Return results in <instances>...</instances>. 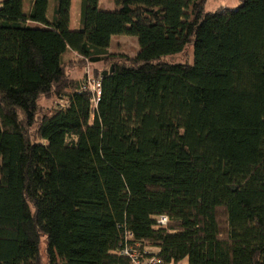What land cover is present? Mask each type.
<instances>
[{"label": "trees", "instance_id": "1", "mask_svg": "<svg viewBox=\"0 0 264 264\" xmlns=\"http://www.w3.org/2000/svg\"><path fill=\"white\" fill-rule=\"evenodd\" d=\"M50 2L0 0V264H264V0Z\"/></svg>", "mask_w": 264, "mask_h": 264}, {"label": "rangeland", "instance_id": "2", "mask_svg": "<svg viewBox=\"0 0 264 264\" xmlns=\"http://www.w3.org/2000/svg\"><path fill=\"white\" fill-rule=\"evenodd\" d=\"M50 7H49V13L48 16L49 18L52 19L53 17V0H50ZM108 1V0H104ZM82 3L83 0H72V6H71V29L72 30H78L81 26V12H82ZM113 3V4H112ZM241 0H208V2L205 5V11L207 13H213L217 10H220L221 8H237L241 5ZM111 7L114 6L113 0L110 2ZM29 7L28 3L26 1L25 5V11L28 12ZM138 40L137 38L134 37H127V36H120V37H115L112 41V47L110 49L111 54L115 55H122V56H127L129 58L135 57L138 52ZM66 61L72 60V63L74 66L68 68V75L72 78L76 79H81L82 76L89 70L91 74L93 73L95 76L94 78L96 80L101 78V75L104 72H109L110 68L112 67L111 64H99L97 66H91L86 62H81L78 58H75L71 56V54L65 55ZM170 62L173 63H189L193 64L194 62V50L193 47L191 46L189 50H187L184 54L174 58V59H169ZM95 73L99 74V76H96ZM43 105H46V102H42ZM56 103H59L58 101ZM50 105V102L48 106ZM47 106V107H48ZM46 107V108H47ZM45 240H42L41 242V247H40V252H41V257H42V264H46V259H45ZM149 250H151L149 248Z\"/></svg>", "mask_w": 264, "mask_h": 264}, {"label": "built area", "instance_id": "3", "mask_svg": "<svg viewBox=\"0 0 264 264\" xmlns=\"http://www.w3.org/2000/svg\"><path fill=\"white\" fill-rule=\"evenodd\" d=\"M86 77V84L84 87L85 91H89L92 95L96 96V103L100 98L101 95V81L102 78L96 80L91 72L87 70L85 73ZM59 104L64 106L65 103L60 101ZM158 223L162 226H166L169 223V218L166 216H162L159 218ZM132 235L130 236V239ZM139 245L135 244L132 246H126L125 250L123 251V255L130 259L131 264H159V260L155 253L151 252L149 249H145L144 252L139 251Z\"/></svg>", "mask_w": 264, "mask_h": 264}, {"label": "crops", "instance_id": "4", "mask_svg": "<svg viewBox=\"0 0 264 264\" xmlns=\"http://www.w3.org/2000/svg\"><path fill=\"white\" fill-rule=\"evenodd\" d=\"M30 2V0H28ZM111 0H108L107 2L104 1V0H100L99 2V7L102 9V10H109V11H112L114 9V6L111 7V4H110ZM113 4V3H112ZM29 6V5H28ZM31 6V5H30ZM29 10H30V7H29ZM28 10V11H29ZM54 11V3H53V9H52V12ZM81 23V21H80ZM114 39V38H113ZM113 41V40H112ZM151 249V252L157 254L159 252L158 249H153V248H150ZM178 264H189V261L188 259H184L183 261H181L180 263Z\"/></svg>", "mask_w": 264, "mask_h": 264}, {"label": "water", "instance_id": "5", "mask_svg": "<svg viewBox=\"0 0 264 264\" xmlns=\"http://www.w3.org/2000/svg\"><path fill=\"white\" fill-rule=\"evenodd\" d=\"M113 70H114V67H111V71H109V72H104V73H103V76H107L109 73H112Z\"/></svg>", "mask_w": 264, "mask_h": 264}]
</instances>
